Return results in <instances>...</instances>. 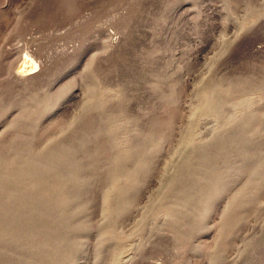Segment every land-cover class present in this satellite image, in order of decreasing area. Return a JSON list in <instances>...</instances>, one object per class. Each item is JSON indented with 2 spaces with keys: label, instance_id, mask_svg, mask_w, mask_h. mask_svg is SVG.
I'll return each instance as SVG.
<instances>
[{
  "label": "rangeland",
  "instance_id": "obj_1",
  "mask_svg": "<svg viewBox=\"0 0 264 264\" xmlns=\"http://www.w3.org/2000/svg\"><path fill=\"white\" fill-rule=\"evenodd\" d=\"M0 264H264V0H0Z\"/></svg>",
  "mask_w": 264,
  "mask_h": 264
},
{
  "label": "bare ground",
  "instance_id": "obj_2",
  "mask_svg": "<svg viewBox=\"0 0 264 264\" xmlns=\"http://www.w3.org/2000/svg\"><path fill=\"white\" fill-rule=\"evenodd\" d=\"M37 62L31 55L26 54L17 63L16 76L20 79H30L36 73Z\"/></svg>",
  "mask_w": 264,
  "mask_h": 264
}]
</instances>
